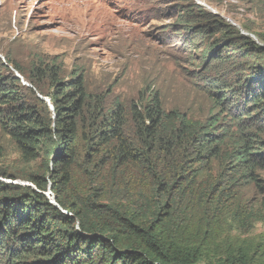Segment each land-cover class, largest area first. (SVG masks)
I'll return each instance as SVG.
<instances>
[{
	"label": "trees",
	"instance_id": "16d2710c",
	"mask_svg": "<svg viewBox=\"0 0 264 264\" xmlns=\"http://www.w3.org/2000/svg\"><path fill=\"white\" fill-rule=\"evenodd\" d=\"M218 32L204 121L158 91L108 103L56 57L24 68L4 54L0 128L21 163L40 165L0 171L31 185L0 180V264H264L263 237L232 235L264 225V47Z\"/></svg>",
	"mask_w": 264,
	"mask_h": 264
},
{
	"label": "rangeland",
	"instance_id": "374dc122",
	"mask_svg": "<svg viewBox=\"0 0 264 264\" xmlns=\"http://www.w3.org/2000/svg\"><path fill=\"white\" fill-rule=\"evenodd\" d=\"M222 25L264 47V0H0V57L9 52L24 68L56 57L64 76L82 70L88 91L108 103L129 105L158 91L165 109L204 121L213 111L207 81L224 48ZM39 165L21 163L0 128V171L21 175ZM45 195L56 204L50 190ZM232 235L257 242L264 225Z\"/></svg>",
	"mask_w": 264,
	"mask_h": 264
},
{
	"label": "clouds",
	"instance_id": "9594fccd",
	"mask_svg": "<svg viewBox=\"0 0 264 264\" xmlns=\"http://www.w3.org/2000/svg\"><path fill=\"white\" fill-rule=\"evenodd\" d=\"M0 59H1V57H0ZM3 61V60H2ZM4 62V61H3ZM11 71L14 73V75H15V77L16 78H18V79H20V81H21V83L24 85V86H30L25 80H24V78H22V76L17 72V71H15L13 68H11ZM40 98L42 97V96H40V95H38ZM42 98H44V97H42ZM44 99H46V98H44ZM44 101H46V102H48V100L46 99V100H44ZM0 179H3V178H0ZM6 180V179H5ZM10 181V180H9ZM3 182V181H2ZM5 183H7V182H5ZM9 184V183H8ZM31 186V185H30ZM53 204V203H52ZM56 205V204H55Z\"/></svg>",
	"mask_w": 264,
	"mask_h": 264
},
{
	"label": "built area",
	"instance_id": "2783aa9c",
	"mask_svg": "<svg viewBox=\"0 0 264 264\" xmlns=\"http://www.w3.org/2000/svg\"><path fill=\"white\" fill-rule=\"evenodd\" d=\"M1 181H3V182H7V183H10V181L9 180H5V179H0Z\"/></svg>",
	"mask_w": 264,
	"mask_h": 264
},
{
	"label": "water",
	"instance_id": "95a60500",
	"mask_svg": "<svg viewBox=\"0 0 264 264\" xmlns=\"http://www.w3.org/2000/svg\"><path fill=\"white\" fill-rule=\"evenodd\" d=\"M41 99L46 100V99H44V98H42V97H41ZM24 186H30V185H24Z\"/></svg>",
	"mask_w": 264,
	"mask_h": 264
}]
</instances>
